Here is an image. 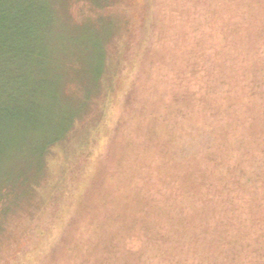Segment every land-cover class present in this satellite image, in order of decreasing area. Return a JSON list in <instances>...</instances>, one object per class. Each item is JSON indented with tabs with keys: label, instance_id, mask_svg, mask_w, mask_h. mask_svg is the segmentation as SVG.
I'll use <instances>...</instances> for the list:
<instances>
[{
	"label": "rangeland",
	"instance_id": "rangeland-1",
	"mask_svg": "<svg viewBox=\"0 0 264 264\" xmlns=\"http://www.w3.org/2000/svg\"><path fill=\"white\" fill-rule=\"evenodd\" d=\"M43 1L53 27L32 29L47 71L19 77L47 86V123H17L14 155L29 166L25 183L0 184V264H264V0L219 13L210 0H153L151 22L148 0ZM101 159L110 195L92 183ZM115 180L131 227L119 255L93 252ZM137 195L152 233L133 224Z\"/></svg>",
	"mask_w": 264,
	"mask_h": 264
},
{
	"label": "trees",
	"instance_id": "trees-1",
	"mask_svg": "<svg viewBox=\"0 0 264 264\" xmlns=\"http://www.w3.org/2000/svg\"><path fill=\"white\" fill-rule=\"evenodd\" d=\"M148 1L150 2L148 9L149 14L147 15V11H145V19L148 20L147 22H151L154 14L153 8L155 2H153V0ZM236 1L237 0H210V4L213 6L214 10H217L219 13L220 8H231ZM49 4L50 1L43 0H0V184L10 185L12 184V181L14 182L15 180H20L25 183L23 176L24 168L29 166V164H27L28 162L26 161H18V157L14 155L16 152V144L12 138L16 134L17 123L28 121L29 124L34 126L42 125V122H45V124L47 123L45 108L48 107V103L43 99V97H47V86H44V83H42L39 87H34L30 92L27 87H25L24 82L20 79L19 74L28 68L31 70H37V72L41 70L43 73L47 71L41 68L43 65L42 58L49 54L39 47L40 41H37L39 33H36L32 27L37 22H40V26L50 24V27H53V22L48 21L47 18H45V13L47 12ZM256 31L260 34H264L263 27L256 28ZM243 33L248 34L246 31ZM245 38L248 39L249 36H245ZM198 51L197 56L202 60V52L200 50ZM52 53L53 55L57 54L53 51ZM43 88L47 89L43 90ZM203 89L204 88L194 93L198 95ZM205 94L206 91L203 95L201 94L200 97L204 98ZM30 108L36 109L34 115L29 113ZM73 118L74 117H68L66 119V117H64L62 120L63 123L65 122V126L69 127V125H72ZM161 127L163 129L164 125ZM153 128L156 129L155 127ZM62 130L60 132H62ZM59 135L57 134L51 139L48 138L46 148L53 144L54 140L60 139L61 137H58ZM46 148L43 153L45 151L47 152L49 149ZM43 153L41 154L42 156ZM122 154L125 155L124 152ZM125 161L126 160H124L123 163H125ZM17 164H19L20 168ZM98 164L100 165L93 176L92 183H95L94 186L100 191L102 190L104 194L105 192H108V195H110L111 190L108 187L105 188V186H103L104 183H107L108 179H110L109 177L112 176L108 172L110 164L102 159ZM179 165L185 166L186 168L190 166L189 164H186L185 161L181 162ZM35 168L39 169L37 166ZM12 175L14 177H12ZM8 185L3 186L7 187ZM112 186L114 187L112 190L114 195L111 200V210L109 211L110 201L105 203L106 206L103 210L106 214L109 211L107 214V219L110 220L107 229L108 235L104 232L102 234L100 229H95L97 233H100L99 235L101 236V239L97 238L98 242L96 241L93 252L98 250L99 244L102 248L106 247L108 251L110 248H113L114 250H112L110 254L119 255L118 253H121V250L117 248L120 244L119 233L120 231L124 232L126 227L129 229L132 221L127 215L126 206H124V196L128 193L124 192V194H120L117 180H115ZM90 187L92 188V195H94V187H92V185ZM143 192L145 193V196L146 190H143ZM147 195H149V192H147ZM81 198L82 197H80V202L75 209L78 218L84 217L86 211L85 207L87 205V202ZM147 198L148 196L146 198H140L138 196V202L140 205H143L144 210H140L137 214L132 213L131 218L134 219L133 224H142V226L146 227L150 230V233H152V230L149 228H153L155 221L153 222L152 218L156 216L151 217L146 202ZM140 219L142 221H140ZM71 226L73 225H70L69 229ZM114 226L117 227L118 231L120 230L118 233L114 232ZM155 230L156 232L168 233V230L165 229L164 226H158ZM173 230L172 227V232ZM115 235L117 236L115 237ZM114 237L115 239H113ZM114 261L117 262L115 259ZM255 263L262 264L260 263V260L257 259L254 260L253 264Z\"/></svg>",
	"mask_w": 264,
	"mask_h": 264
}]
</instances>
